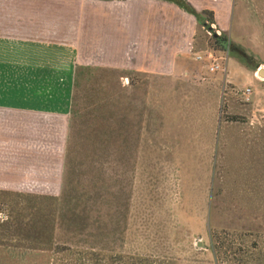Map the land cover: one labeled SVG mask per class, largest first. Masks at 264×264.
Returning <instances> with one entry per match:
<instances>
[{"label": "rangeland", "instance_id": "1", "mask_svg": "<svg viewBox=\"0 0 264 264\" xmlns=\"http://www.w3.org/2000/svg\"><path fill=\"white\" fill-rule=\"evenodd\" d=\"M54 1L43 7L60 12ZM210 25L198 21L194 41L200 77L125 80L92 69L77 82L70 122L53 111L13 113L0 264H264V76L255 75L264 68V0H237L226 32ZM212 61L222 69L209 72ZM69 144L73 177L102 190L101 230L91 212L86 233L58 253L38 246L72 234H50L48 215L32 206L35 196L47 204L62 195Z\"/></svg>", "mask_w": 264, "mask_h": 264}, {"label": "crops", "instance_id": "2", "mask_svg": "<svg viewBox=\"0 0 264 264\" xmlns=\"http://www.w3.org/2000/svg\"><path fill=\"white\" fill-rule=\"evenodd\" d=\"M176 1L59 0L55 12L44 0H0V176H12L13 113L53 111L70 122L81 67L111 69L119 78L201 76L198 19ZM181 1L212 11L219 32L230 29L237 0ZM63 26L69 36L61 39ZM233 67L227 62L231 83Z\"/></svg>", "mask_w": 264, "mask_h": 264}, {"label": "trees", "instance_id": "3", "mask_svg": "<svg viewBox=\"0 0 264 264\" xmlns=\"http://www.w3.org/2000/svg\"><path fill=\"white\" fill-rule=\"evenodd\" d=\"M176 2L188 12L193 13L197 17L198 21L203 25L206 24L208 28L211 26L210 24L215 22L214 13L212 11L203 10L201 12H198L191 5L184 1L177 0ZM216 40L223 50L227 49V45L229 43L228 38L224 33L216 36ZM92 69L101 70V68L99 67H81L78 71L79 73L76 85L78 80L81 79V76H84L86 71ZM257 69L258 68H256V70ZM67 159L68 162L66 163L65 174L63 176L65 188L62 192V195L50 198V201L47 204L42 201L44 200V196H35L39 199V201H36L34 206H32V208L35 209L36 214L39 213L44 214L45 216L48 215L49 222H52L50 234L55 235V230H57L58 228H62L65 234H68V232L72 234L70 239L67 238L64 243L59 242L54 245L52 240H47L45 244L38 246L43 249L46 248L54 250V252L58 253L65 252L67 250H70V247H73V238L75 234L86 233V229L90 224L91 212H94L95 216L97 217V220H94V223H98V230H101L100 213L103 204L102 190L101 188H99V186H93V188H90L88 186V181H86L85 179H78L76 177H73L74 168L72 166L73 160L71 158L70 144L68 145ZM68 241H72V243L69 244L67 243ZM79 243L81 245H84L81 242ZM67 244L70 246H67ZM76 246H79V244H77Z\"/></svg>", "mask_w": 264, "mask_h": 264}, {"label": "built area", "instance_id": "4", "mask_svg": "<svg viewBox=\"0 0 264 264\" xmlns=\"http://www.w3.org/2000/svg\"><path fill=\"white\" fill-rule=\"evenodd\" d=\"M209 31L211 32V30H209ZM208 55H209L208 56L209 58H212L213 57L211 53H209ZM195 57L198 60H203L204 59V55L199 54V53H197L195 55ZM206 67H207V69H208L209 72H216V71L222 69V65L219 62H217V61H212L210 64L206 65ZM255 75H256V77L259 78V76H258L259 75L258 70L255 72ZM183 76L184 77H193V79H195L196 77H200L198 74H197V76L195 74L189 76L188 72H185L183 74ZM125 80H128V78H125ZM241 93L244 95V97H245L246 100H248V101L250 100V97H251L250 96L251 95V88H249V87L248 88H245L244 90L241 91Z\"/></svg>", "mask_w": 264, "mask_h": 264}, {"label": "water", "instance_id": "5", "mask_svg": "<svg viewBox=\"0 0 264 264\" xmlns=\"http://www.w3.org/2000/svg\"><path fill=\"white\" fill-rule=\"evenodd\" d=\"M209 30H214V28L212 27V26H210L209 27ZM258 72L262 75V76H264V68L263 67H258Z\"/></svg>", "mask_w": 264, "mask_h": 264}, {"label": "bare ground", "instance_id": "6", "mask_svg": "<svg viewBox=\"0 0 264 264\" xmlns=\"http://www.w3.org/2000/svg\"><path fill=\"white\" fill-rule=\"evenodd\" d=\"M260 75V74H259Z\"/></svg>", "mask_w": 264, "mask_h": 264}]
</instances>
